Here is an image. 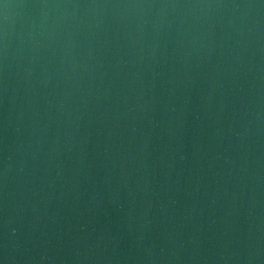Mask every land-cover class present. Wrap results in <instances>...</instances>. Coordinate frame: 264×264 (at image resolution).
<instances>
[{"label": "water", "instance_id": "water-1", "mask_svg": "<svg viewBox=\"0 0 264 264\" xmlns=\"http://www.w3.org/2000/svg\"><path fill=\"white\" fill-rule=\"evenodd\" d=\"M0 264H264V0H0Z\"/></svg>", "mask_w": 264, "mask_h": 264}]
</instances>
